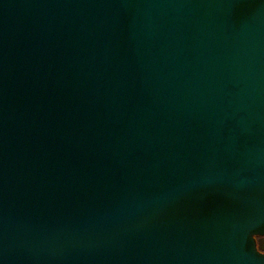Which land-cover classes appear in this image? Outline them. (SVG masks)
<instances>
[{"label":"water","instance_id":"95a60500","mask_svg":"<svg viewBox=\"0 0 264 264\" xmlns=\"http://www.w3.org/2000/svg\"><path fill=\"white\" fill-rule=\"evenodd\" d=\"M264 0H0V264H264Z\"/></svg>","mask_w":264,"mask_h":264},{"label":"rangeland","instance_id":"374dc122","mask_svg":"<svg viewBox=\"0 0 264 264\" xmlns=\"http://www.w3.org/2000/svg\"><path fill=\"white\" fill-rule=\"evenodd\" d=\"M258 240V245H257V241ZM255 242H256V248H258V246H261V247H264V236H261V237H256L255 238ZM258 250V249H257ZM259 251V250H258ZM260 252V251H259ZM260 253H263L264 252H260Z\"/></svg>","mask_w":264,"mask_h":264},{"label":"trees","instance_id":"16d2710c","mask_svg":"<svg viewBox=\"0 0 264 264\" xmlns=\"http://www.w3.org/2000/svg\"><path fill=\"white\" fill-rule=\"evenodd\" d=\"M256 238V237H255ZM254 238V239H255ZM257 241V245H258V240H256ZM260 252H264V247H261V246H258V248H257Z\"/></svg>","mask_w":264,"mask_h":264}]
</instances>
